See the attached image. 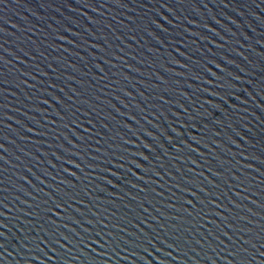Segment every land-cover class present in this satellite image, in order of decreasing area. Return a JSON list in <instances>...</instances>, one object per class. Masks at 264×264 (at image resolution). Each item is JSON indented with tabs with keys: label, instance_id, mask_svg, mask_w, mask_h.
I'll list each match as a JSON object with an SVG mask.
<instances>
[{
	"label": "water",
	"instance_id": "1",
	"mask_svg": "<svg viewBox=\"0 0 264 264\" xmlns=\"http://www.w3.org/2000/svg\"><path fill=\"white\" fill-rule=\"evenodd\" d=\"M0 264H264V0H0Z\"/></svg>",
	"mask_w": 264,
	"mask_h": 264
}]
</instances>
